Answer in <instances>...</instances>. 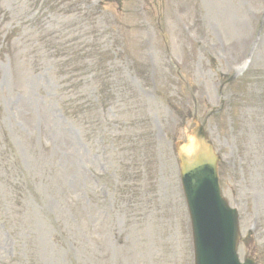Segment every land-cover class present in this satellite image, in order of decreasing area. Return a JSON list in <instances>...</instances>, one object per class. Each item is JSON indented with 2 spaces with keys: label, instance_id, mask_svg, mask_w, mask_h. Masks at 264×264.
<instances>
[{
  "label": "rangeland",
  "instance_id": "rangeland-1",
  "mask_svg": "<svg viewBox=\"0 0 264 264\" xmlns=\"http://www.w3.org/2000/svg\"><path fill=\"white\" fill-rule=\"evenodd\" d=\"M195 118L264 264V0H0V264H194Z\"/></svg>",
  "mask_w": 264,
  "mask_h": 264
},
{
  "label": "water",
  "instance_id": "water-1",
  "mask_svg": "<svg viewBox=\"0 0 264 264\" xmlns=\"http://www.w3.org/2000/svg\"><path fill=\"white\" fill-rule=\"evenodd\" d=\"M188 137L189 151L179 153L181 179L195 228L196 264H201L196 229L200 228L202 222L207 221L222 228H226L228 221L233 224L228 231L234 236V255L239 235L237 219L220 196L217 159L213 155L211 145L207 142V135L203 128L198 126L193 132L188 133ZM192 137L193 141H190ZM246 264L253 263L248 261Z\"/></svg>",
  "mask_w": 264,
  "mask_h": 264
},
{
  "label": "bare ground",
  "instance_id": "bare-ground-1",
  "mask_svg": "<svg viewBox=\"0 0 264 264\" xmlns=\"http://www.w3.org/2000/svg\"><path fill=\"white\" fill-rule=\"evenodd\" d=\"M197 87H199V88H198V92H199V93H205V92H207L203 86L199 85V86H197Z\"/></svg>",
  "mask_w": 264,
  "mask_h": 264
}]
</instances>
